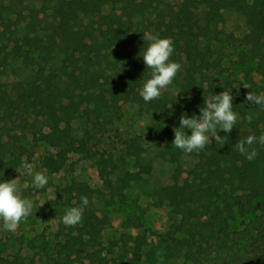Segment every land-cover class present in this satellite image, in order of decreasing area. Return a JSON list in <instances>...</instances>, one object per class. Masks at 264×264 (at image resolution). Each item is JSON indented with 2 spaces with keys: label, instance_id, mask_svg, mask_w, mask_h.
Returning a JSON list of instances; mask_svg holds the SVG:
<instances>
[{
  "label": "trees",
  "instance_id": "obj_1",
  "mask_svg": "<svg viewBox=\"0 0 264 264\" xmlns=\"http://www.w3.org/2000/svg\"><path fill=\"white\" fill-rule=\"evenodd\" d=\"M112 5L113 0H42L41 6L37 0H0V76L16 62L23 72L29 70L0 85V174L32 155L22 140L28 134L32 146L45 143L56 150L47 166L56 161L62 167L70 154L87 153L96 157L101 178L109 179L118 171L116 160L91 152L89 138L77 136L74 121L106 130L122 118V104L133 100L140 113L155 116L150 136L160 145L159 157L173 165L171 178L184 177L182 192L168 184L150 190L178 216L159 234L161 264H264V147L253 145L258 155L252 161L236 148L248 135L264 134V108L246 101L249 91L264 92V0H122L117 9ZM230 12L247 27L237 39L235 60L227 56L221 28ZM146 31L171 37L172 57L182 65L173 89L150 102L140 95L151 73L142 57ZM232 69H240L244 78L236 79ZM225 89L239 116L231 132L218 130L225 144L211 143L190 154L176 148L173 128L181 113L200 115L204 97ZM128 152L138 170L117 177L113 190L120 197L153 172L139 144L129 143ZM99 192L85 182L71 183L66 203L79 206L81 197L89 203L81 223L67 226L64 240L56 243L51 264H74L78 258L141 263L145 241L140 236L127 235L118 254V242L103 246L110 216H101L95 206ZM22 262L16 257V264Z\"/></svg>",
  "mask_w": 264,
  "mask_h": 264
},
{
  "label": "rangeland",
  "instance_id": "obj_2",
  "mask_svg": "<svg viewBox=\"0 0 264 264\" xmlns=\"http://www.w3.org/2000/svg\"><path fill=\"white\" fill-rule=\"evenodd\" d=\"M121 1L113 0L110 9H117ZM179 1L173 0L175 3ZM41 2L42 0H37V5L41 6ZM221 28H223L224 44L227 46V56L235 60L237 39L247 34L245 21L239 14L230 12ZM171 59L175 61L172 56ZM22 69V64L16 62L13 68L0 76V85L22 78L29 73V70L23 72ZM233 72L236 79L244 78L240 69H234ZM252 78L257 82L262 81L257 74H253ZM236 79H234V86L239 85ZM172 89L171 83L162 92ZM122 112V118L102 131L92 130V125L84 120L74 121L77 136L89 138L91 152L104 153L116 160L118 171L107 180L101 178L94 156L90 157L87 153H72L64 166L60 167L56 161H52L51 165L47 166L45 163L47 158L55 154L56 150L45 143L32 146L31 137L28 134L22 138L23 142L29 146L32 155L30 157L25 155L13 170L2 172L0 181L17 178L23 196L32 200L33 210L15 232L3 230L2 221H0V264H16L15 260L18 256L23 264H51L50 255L56 243L64 240L67 231L62 217L71 208L66 200L69 196V186L73 181L85 182L100 190L94 198L95 206L101 216L105 213L110 216L109 224L103 230L101 237L103 246H111L114 242H118L119 245L114 253L118 254L123 249L127 235L140 236L145 241L143 259L140 264H161L160 252L157 248L159 234L168 229L178 216L167 203L157 201L150 190L153 186L168 184L182 192L184 177L179 182H175L171 178L173 165L158 155L160 145L156 144L150 136L155 116L140 113L133 100H127L122 104ZM162 119L166 121L167 117L162 115ZM132 142L141 146L142 156L152 163L153 172L150 175H144L145 183L133 182L125 190L126 197H120L113 190L117 184V177L127 170H138L134 157L128 152V145ZM212 143L216 144L214 138ZM23 161L33 165L34 171H43L48 176V184L45 188L39 189L33 186V178L24 174ZM133 245L134 243L131 242L130 246ZM83 262L100 264L97 259L86 258H78L74 264H83Z\"/></svg>",
  "mask_w": 264,
  "mask_h": 264
},
{
  "label": "clouds",
  "instance_id": "obj_3",
  "mask_svg": "<svg viewBox=\"0 0 264 264\" xmlns=\"http://www.w3.org/2000/svg\"><path fill=\"white\" fill-rule=\"evenodd\" d=\"M142 39L147 47L143 52V61L146 68L151 69L150 78L143 84L140 95L145 102L159 99L162 90L170 85L177 73L181 70V63L173 61L171 56L174 52L171 37H160L151 31L143 33ZM250 88L249 85H244ZM233 95L231 91L224 90L211 97L205 98L203 106L199 108L200 115L189 116L186 112L179 117V126H174V140L172 144L185 153L199 152L215 139L216 145L222 147L225 144V136L217 134L218 130L225 133L231 132L237 123L239 116L233 111ZM246 101L264 108V92L256 94L249 91ZM252 116H247L249 122ZM150 124V123H149ZM148 125V124H147ZM190 130V134L188 131ZM259 144L264 147V134L256 136L250 134L246 139L240 140L236 148L245 158L252 161L258 155L253 145ZM24 174L31 176L34 187L43 189L48 184V176L43 171H34L33 165L27 161L22 162ZM87 197H81V204L66 211L62 217L64 225L75 227L82 221L84 208L88 205ZM33 202L22 194L21 186L17 178L0 181V221L3 230L15 232L20 223L32 214Z\"/></svg>",
  "mask_w": 264,
  "mask_h": 264
}]
</instances>
